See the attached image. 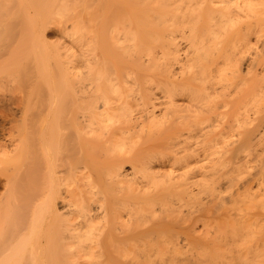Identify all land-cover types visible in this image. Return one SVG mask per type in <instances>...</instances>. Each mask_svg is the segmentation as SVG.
Returning a JSON list of instances; mask_svg holds the SVG:
<instances>
[{
    "label": "bare ground",
    "instance_id": "6f19581e",
    "mask_svg": "<svg viewBox=\"0 0 264 264\" xmlns=\"http://www.w3.org/2000/svg\"><path fill=\"white\" fill-rule=\"evenodd\" d=\"M0 40L47 68L0 142V264H133L211 224L264 264V0H0Z\"/></svg>",
    "mask_w": 264,
    "mask_h": 264
},
{
    "label": "rangeland",
    "instance_id": "374dc122",
    "mask_svg": "<svg viewBox=\"0 0 264 264\" xmlns=\"http://www.w3.org/2000/svg\"><path fill=\"white\" fill-rule=\"evenodd\" d=\"M46 35L49 39L47 42L52 48L60 43L64 45L69 43L67 40L61 39V31L55 25L46 29ZM33 41L35 40H0V142L6 140L5 137L9 138L12 135H14L13 137H20L21 134L15 128L14 131L13 127L16 123L25 121L30 116V111L33 112L35 118L38 117L40 99L37 96L34 99L32 97L36 95L38 89L46 87L41 82V75H39L44 71L45 66L39 61L41 56L38 55L40 53L38 48L32 49L31 53L26 52L27 46L33 44ZM42 66L43 69L40 68ZM234 138H239V134L235 135ZM1 150L2 147L0 148V157L7 158ZM33 167L40 170L39 175L34 180L35 185L46 184L47 178L44 174L47 170L45 166L37 164ZM2 180L0 178V199L11 198L15 202L17 194L6 195ZM27 184L29 185V181L26 178L18 180V186H27ZM29 203L31 202L28 200L18 199L17 208L23 211L20 216H26L29 222H34L39 216H44L43 209L32 210ZM19 227L18 224L17 229ZM216 227L214 224L201 226L203 233L201 239L204 241L202 246L179 249L140 247L132 254L137 255V257L131 258V260H133V264H137L139 261L140 264H236V252L230 246L223 245L222 230L219 231ZM172 236L180 239H185L187 236L190 240L193 238V233L174 232Z\"/></svg>",
    "mask_w": 264,
    "mask_h": 264
}]
</instances>
